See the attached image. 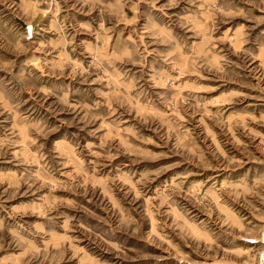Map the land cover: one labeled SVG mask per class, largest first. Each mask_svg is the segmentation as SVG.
<instances>
[{
	"label": "rangeland",
	"instance_id": "374dc122",
	"mask_svg": "<svg viewBox=\"0 0 264 264\" xmlns=\"http://www.w3.org/2000/svg\"><path fill=\"white\" fill-rule=\"evenodd\" d=\"M0 264H264V0H0Z\"/></svg>",
	"mask_w": 264,
	"mask_h": 264
}]
</instances>
